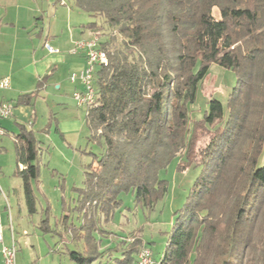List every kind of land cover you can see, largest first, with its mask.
<instances>
[{
	"label": "trees",
	"instance_id": "obj_1",
	"mask_svg": "<svg viewBox=\"0 0 264 264\" xmlns=\"http://www.w3.org/2000/svg\"><path fill=\"white\" fill-rule=\"evenodd\" d=\"M73 2L102 19L83 24L108 54L96 66V98L85 114L89 140L102 150L75 189L77 220L62 213L51 224L47 207L40 229L68 234L74 248L65 253L75 264H137L143 247L153 258L136 230L117 234L100 220L109 222L122 192L152 209L166 191L159 170L183 155L182 169L195 164L201 172L152 264H264V0ZM112 32L121 47L112 45ZM211 63L233 70L236 84L226 111L210 97L202 117L191 119L187 106ZM39 150L34 131L19 125L15 173L29 213Z\"/></svg>",
	"mask_w": 264,
	"mask_h": 264
},
{
	"label": "crops",
	"instance_id": "obj_2",
	"mask_svg": "<svg viewBox=\"0 0 264 264\" xmlns=\"http://www.w3.org/2000/svg\"><path fill=\"white\" fill-rule=\"evenodd\" d=\"M82 11L74 5L73 0H0V79H9V87L0 88V101H10L14 105L12 115L0 119V127L3 134L12 132L13 153L19 125L33 130L38 120L37 106L40 105L44 122L39 131L44 132L48 125L50 132L54 124L58 129L51 101L66 106L73 98L74 91L81 88L79 81L71 82L69 76L85 67V55L81 50L73 52L71 49L75 41L94 35L83 25ZM44 43L57 48L59 52H48ZM29 93L34 94L29 101L19 100L21 95ZM38 97L42 99L40 102ZM58 111L59 108L55 110ZM70 118L64 121L66 125L59 123L60 130L71 128L77 131L81 128L78 118ZM13 160L14 168L10 160H0V228L4 242L11 243L9 208L17 245L16 263L57 264L56 255L62 248V237L56 232H43L40 229V221L46 212L32 227L23 222L25 212L20 206L15 215L12 201L14 196H19L20 190L18 182H12L9 177L11 170L16 174L15 153ZM0 264H3L1 254Z\"/></svg>",
	"mask_w": 264,
	"mask_h": 264
},
{
	"label": "rangeland",
	"instance_id": "obj_3",
	"mask_svg": "<svg viewBox=\"0 0 264 264\" xmlns=\"http://www.w3.org/2000/svg\"><path fill=\"white\" fill-rule=\"evenodd\" d=\"M82 14L84 15V23L92 20L98 22L102 20L100 17L95 18L85 11H82ZM112 34L114 38L112 45L115 48L121 47L122 37L116 32H112ZM235 84L236 74L233 70L211 63L206 75L198 85L195 101L187 106L191 119L202 117L207 109L210 97L220 100L226 111L227 98ZM38 100L40 102L41 97H38ZM51 103L52 113L57 119L58 129L54 124L50 132L39 131V128L44 125L40 105L37 106L38 120L33 126L40 148L37 160L40 165V173L38 180L32 182L36 206L34 213L28 215L26 210L20 177L13 174V170L9 175L12 182H18L20 190L19 196H14L12 201L15 215H17L20 206L22 211L25 212V221L23 222L30 227L38 223L42 213L45 212L44 209L47 207H49L51 224L55 220L62 221V213L69 215L68 222H71L72 219L77 220L75 206L78 192L75 189L84 187L85 171L88 164L93 160V154H99L102 150L100 143L89 140L90 131L84 120L87 106H78L73 98L69 100L66 106L55 102L53 104L52 101ZM58 108L59 111L55 112ZM70 117H72V120L78 118L81 122V128L77 131L71 128L60 130L59 123L66 125L64 121L71 120ZM14 131L17 130L14 129ZM3 147L6 149H3ZM13 158L12 132L0 134V160H3V162H9L10 160V164H13L14 168L15 161ZM185 160V156L175 155L159 170L158 176L166 182V191L155 200L152 209H147L137 202L133 192H122L119 195V199H121L119 207L114 211L109 222L105 223L103 219L100 220L102 226L117 234L136 230V234H140L142 239L150 246L153 258L158 260L165 245L166 234L171 229L173 213L182 207L201 172L202 167L195 164H189L185 169H182L181 165ZM262 163H264V143L259 157V164ZM10 192L13 193L12 189H10ZM58 229L62 232L63 241L60 253L56 255L57 264H75L65 254V248L73 249L74 242L60 227Z\"/></svg>",
	"mask_w": 264,
	"mask_h": 264
},
{
	"label": "built area",
	"instance_id": "obj_4",
	"mask_svg": "<svg viewBox=\"0 0 264 264\" xmlns=\"http://www.w3.org/2000/svg\"><path fill=\"white\" fill-rule=\"evenodd\" d=\"M48 52H59L57 48L52 47L48 43H44ZM73 52L83 51L85 55L86 64L82 70L73 72L69 76L71 82L79 81L81 88L75 90L73 98L79 106L92 105L96 98V90L94 85V72L96 66L100 64H107L108 54L100 47L98 37L92 35L88 38H83L74 42ZM9 79L7 77L0 79V88H8ZM14 105L10 101H0V119L8 118L13 113ZM0 134H3V129L0 127ZM9 228L11 233V243L4 242L2 230L0 228V254L2 256L3 264H17L16 263V244L14 239V230L11 223L10 211L8 208ZM137 264H152L153 258L150 249L143 247L137 255Z\"/></svg>",
	"mask_w": 264,
	"mask_h": 264
}]
</instances>
